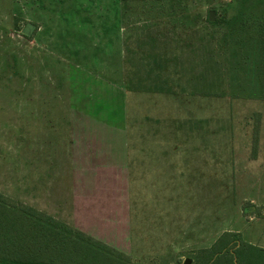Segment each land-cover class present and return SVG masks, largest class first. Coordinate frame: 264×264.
<instances>
[{
    "label": "rangeland",
    "instance_id": "obj_1",
    "mask_svg": "<svg viewBox=\"0 0 264 264\" xmlns=\"http://www.w3.org/2000/svg\"><path fill=\"white\" fill-rule=\"evenodd\" d=\"M129 1L125 11L121 0H0V195L21 212L30 208L32 214L45 217L40 219L53 218L65 224L75 237L76 230L68 222L71 218L78 221V192L88 176L97 175L92 180L99 182L94 185L99 186V193L88 208L80 201L79 214L84 219L93 208L96 216L109 217L117 208L114 197L118 203L126 199L127 181L121 168L128 146V201L134 216L138 217L142 201L148 211L155 199L160 205L169 204L172 198L180 209L188 205L194 215L189 230L198 242L181 255L203 264L210 254H220L214 264H223L227 259L223 247L229 238L214 241L225 231H234L235 220L248 199L264 201V97L255 78L257 53L248 59L244 53L231 59L227 97L192 95L187 80L201 62L203 36L221 38L218 29L202 19L210 12L215 13V20L220 18L224 6L232 17L237 1L181 0L182 5L175 0ZM29 23L36 29L27 38L23 30ZM150 35L156 38L155 48L184 62V68L179 63L181 74H176L173 62L169 66L167 82L172 94L126 90L124 43L128 40L136 49L140 41L148 50L153 43ZM182 87L189 90L183 93ZM154 138L163 141L159 153H166L164 157L170 152L178 154L173 163L178 173V178L173 175L175 180L146 176L140 149L144 140L147 143ZM192 147L196 154L193 161L189 156ZM203 152H209L211 162L206 154L199 155ZM241 170L249 178H240ZM165 182L164 190L160 185ZM153 184L161 195H154ZM146 188L150 191L144 195ZM163 216L169 218L170 212ZM25 227L32 236L25 243L27 248L43 249L31 254H51L57 264L69 260V264H80L76 256L66 260L67 254L74 253L50 252L49 234L44 233L49 228L30 223ZM118 230L121 232V227ZM159 230L158 241L166 254L163 229ZM208 240L214 246L202 254L200 246H207ZM70 244L78 245L79 256L95 254L90 255L95 264H121L115 258H121L123 264H170L165 257L152 262L134 258L131 262L112 250ZM244 254L248 264H264L257 249ZM179 258L172 259L173 264L185 263Z\"/></svg>",
    "mask_w": 264,
    "mask_h": 264
},
{
    "label": "trees",
    "instance_id": "obj_2",
    "mask_svg": "<svg viewBox=\"0 0 264 264\" xmlns=\"http://www.w3.org/2000/svg\"><path fill=\"white\" fill-rule=\"evenodd\" d=\"M125 11L129 9V0H121ZM235 1V0H234ZM237 7L234 8L235 14L229 17V10L226 6L220 10L221 17L211 22L209 15L206 19H202L213 29H218L220 39L216 37L208 39L203 36V43L201 46L202 59L201 62L191 71L187 82L191 85L192 95L204 97H227L231 80L230 64L234 57H241L244 55L249 58L254 52L257 53V71L256 81L259 84L260 94L264 97V0H236ZM179 5H182L181 0H175ZM173 8H175L173 6ZM187 10V9H186ZM216 12V8H213ZM175 12V10H174ZM188 12V11H186ZM219 13V11L217 12ZM176 16V15H173ZM189 17H193L189 15ZM199 17V15H198ZM198 17H194L197 19ZM202 17H199L200 19ZM197 19V20H198ZM199 25H195L197 28ZM28 38V37H27ZM156 38L153 35L149 36L151 47L145 50L144 43L139 41L138 47L133 49L130 47L128 40L125 41V63H126V90L132 93H150V94H172V88L168 87L167 80L170 77L168 72L170 64L173 62L176 68V74L183 73L178 71L180 64L184 62L176 55L168 58L162 51L155 48ZM255 56V55H254ZM224 59V62L222 60ZM180 63V64H179ZM184 68V65L181 66ZM178 76V75H177ZM165 79V80H164ZM178 79V78H177ZM164 80V81H163ZM181 80V79H179ZM189 89L181 88V92L185 93ZM10 200L0 195V252L11 251H27V255H9L0 254V264H57L51 254H31L42 251L40 248H27L26 241L28 237L26 223L34 226L49 228L46 236V241L50 242L48 248L51 253L55 252H70L74 254H67L66 260L76 256L80 259V264H95L92 259L95 254H76L78 245L70 244V242H80L87 247L95 246L97 249H105L111 251L110 248L104 246L93 238L75 231L77 235L72 237V233L66 231V225L44 216L39 217L32 214V209H23L24 212L16 209L15 206L10 205ZM26 210V211H25ZM28 211V212H27ZM30 211V212H29ZM245 213H256L257 207L250 203H246L243 207ZM44 218V219H40ZM63 225V226H62ZM18 228H20L18 230ZM18 234L16 236L15 234ZM68 233V234H67ZM78 234L83 238H81ZM235 234L227 233L222 238H229L223 251L230 252V248L235 243ZM221 238V239H222ZM46 243V242H45ZM92 245V246H91ZM13 249V250H11ZM113 251V250H112ZM117 253V252H116ZM122 257H125L122 254ZM220 254H210L208 259H205L203 264H214L215 258ZM264 256V254H261ZM72 256V257H71ZM112 256V254H111ZM227 259L223 264H235L232 254H226ZM238 262L241 264L240 256ZM219 258V257H218ZM114 260V259H113ZM120 259L115 258V261ZM245 261V259L243 260ZM70 260L68 261L69 264ZM248 263V259H246ZM61 264H67L63 261ZM71 264V263H70ZM109 264V263H108Z\"/></svg>",
    "mask_w": 264,
    "mask_h": 264
},
{
    "label": "crops",
    "instance_id": "obj_3",
    "mask_svg": "<svg viewBox=\"0 0 264 264\" xmlns=\"http://www.w3.org/2000/svg\"><path fill=\"white\" fill-rule=\"evenodd\" d=\"M145 142L146 140H144V144L140 149V158L142 157V161L140 162V164L144 162V172L146 173V176L147 174H149V176L154 178L155 180L162 181L173 179L175 180L173 175L174 173H176V170H174L176 166L175 164L173 166V163L178 161V154L170 152V155L164 157L166 153H159V148L163 144V141L154 138L153 140L147 141V143ZM171 147L172 146L170 145V148ZM127 148L128 146H126L125 150L123 151L121 168L122 177L127 181V193L125 194L126 199L121 198V203H118V197H114V200L116 199L115 207H117L115 214H110L109 217H98L96 216V208H93L92 212L90 209L89 215L85 219L80 216V201L82 203L85 202L83 205L88 208L91 203L97 201L95 195L99 193V186H94L95 183H97V179H94L95 182H93L92 180V178H97V175H90L85 179V182H81V191L78 192V221L72 222L73 218H71L69 219L70 222L68 223H70L71 227L76 231H79L93 238L94 240L110 248L114 252H117L118 254L124 255L126 258L130 259L131 262L134 258H140L142 260L144 259L146 262H152L157 258L165 257L166 259H170V264H173L172 259H178L179 256L186 261L189 258L181 254H185L192 247H194V245L197 244L196 242H198V240H196V242L194 241L195 239H193V237L191 236L193 233L189 230L190 227L193 226L194 220V215L191 213L192 211H190L188 205H185L180 209L179 203L172 200V198H170L169 204L167 202L166 204L163 203L160 205L157 202V200L159 199H155V204L153 208H150L152 210L149 211L148 207H146V204H143L142 201V203H140L138 217H135L133 212L134 209L131 206L130 201H128V199L130 200V188L128 184V178H130V176L129 174H126L127 160L129 155L127 154ZM190 152L191 155L189 156L193 161V158H195L196 155L193 147L191 148ZM205 154L206 156H208L207 162H211L209 160V158L211 157L209 152H203L199 155L205 156ZM163 162L170 163L171 166L166 165L165 167H163ZM243 173L248 174L247 172L241 170L240 178H249V176H244ZM176 178H178V173H176ZM83 179L84 178H81L80 180ZM155 183L158 184L159 181H156ZM83 184L86 185L85 189L82 188ZM160 187L164 190L167 189V183L165 182L163 185H160ZM100 188L106 189L110 192V189H107L106 187ZM153 190L156 197L157 195H161L163 193L157 188V185L155 184H153ZM148 191H150V189H147L144 195L149 194ZM170 191L171 193H173L172 182L170 184ZM80 194L81 196L79 197ZM262 195L264 196V194ZM140 196L143 197V192ZM98 200L106 201V199L103 197H98ZM245 203H250L253 206L257 207L258 216L256 215V213H245L242 208L244 206H242L241 214H239L235 220L234 231H225L220 238L214 241L215 244L227 233L235 234V243L230 248L229 252V254H232V256L234 257L235 264H238L239 257L237 255L240 256V260L242 261L241 264H248L246 262L247 257L244 254L245 251L255 252V249H257L258 251H260V254L264 253V201H261L260 203L257 201V199L250 198ZM164 205H168V207H164ZM160 211L162 213H160ZM168 211L170 212V216L169 218H165L163 216L164 212ZM244 215L247 216V218H245ZM120 227L121 232L118 230V228ZM204 227L205 226L203 225V228ZM160 228L163 229V245L166 246V254L163 252V246H160L161 244L158 241V231H160ZM180 228L182 229L180 230ZM209 228L210 225L207 224V233L209 231ZM134 229L136 231H134ZM204 237L205 236H202V239H204ZM202 244H205L204 240L202 241ZM214 244L210 243L209 241L207 243V246H200L203 249L202 254H206L205 252H208L209 250L211 251V248L214 246ZM244 259L245 261H243ZM190 260L193 261V264H195L194 259ZM197 264H200V262Z\"/></svg>",
    "mask_w": 264,
    "mask_h": 264
},
{
    "label": "water",
    "instance_id": "obj_4",
    "mask_svg": "<svg viewBox=\"0 0 264 264\" xmlns=\"http://www.w3.org/2000/svg\"><path fill=\"white\" fill-rule=\"evenodd\" d=\"M209 19L211 22L215 21V13L214 12H210ZM35 29H36L35 25L29 23L24 28L23 35L26 37H30L34 33ZM191 263H192V261L190 259H187L184 264H191Z\"/></svg>",
    "mask_w": 264,
    "mask_h": 264
}]
</instances>
